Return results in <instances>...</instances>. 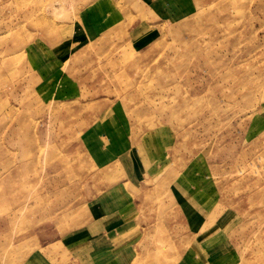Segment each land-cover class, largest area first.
<instances>
[{"label":"rangeland","instance_id":"obj_1","mask_svg":"<svg viewBox=\"0 0 264 264\" xmlns=\"http://www.w3.org/2000/svg\"><path fill=\"white\" fill-rule=\"evenodd\" d=\"M97 5L123 26L157 7L158 39L88 41ZM99 123L121 150L158 136L180 209L166 170L87 163L78 138ZM123 181L113 237L87 245L86 205ZM87 262L264 264V0H0V264Z\"/></svg>","mask_w":264,"mask_h":264},{"label":"crops","instance_id":"obj_2","mask_svg":"<svg viewBox=\"0 0 264 264\" xmlns=\"http://www.w3.org/2000/svg\"><path fill=\"white\" fill-rule=\"evenodd\" d=\"M178 11H180V13H178L177 18H180L190 13V8L186 5L180 7ZM140 13L141 18L135 23L132 22L130 25L123 26L122 15L117 14L115 9L106 10V7L103 5H97L85 9V14L82 19L85 29L83 37L90 41L91 39H94L96 35L100 34L102 35L100 37L106 39V36H103L104 33L110 30H116L117 33L121 34L124 46L133 52L141 51L149 47L158 39V25H155V20H160L159 15H164V13L157 7L154 9H151L150 7L142 8ZM147 23L154 24L150 26ZM121 28L124 30L121 31ZM141 31L143 32L142 34H140ZM69 52L70 51H68V54ZM71 56V60H73L76 58L77 53L72 52ZM68 60H70V58H68ZM110 121H112V119H110ZM121 121L122 123H125L124 120ZM99 125V127L96 126L94 129L91 128L87 132H82L78 138V143L87 163L95 170H103L118 165V169L121 173L124 171V168H126L127 171H132L134 173V171L138 170L136 166L146 163L151 167L147 169V173H150V178L160 175L163 170H166V174H164L165 179L171 177V179H169L171 190L169 192L170 194H168L169 203L171 204L170 206H173V209H180L179 194H177V191H175L174 188H180L181 184L178 180L183 173L175 174L173 171H170V168H175L179 159L172 158L171 160H168L166 158L168 161H164V156L162 157L159 154L164 152V150L161 145H158L160 144L157 142L158 136H153L149 140L148 144L152 148L151 152H142L138 148H132L130 145H123L125 147L121 150L117 147H120L123 142H120L119 140L114 141L115 145H112L111 139H109V137L106 136V133L102 131L101 123H99ZM143 156H146L147 158H144ZM137 157L141 158L142 163L139 162ZM122 177L124 178L123 175ZM124 184L127 183L124 181L123 183L115 182L112 184L113 186L111 187V190L107 189L108 192L101 191L99 194L100 196L96 197L92 203H89V205H86L84 211L86 222L83 224L79 223L81 225L79 227V232L83 238V242L87 243V245L89 242L94 243L95 241H104L107 236L113 237L112 232L117 228V225H114L116 219H118L116 218V211L119 209V206L116 203L117 196L114 194H116V191L120 190L119 187ZM113 225L114 227H112ZM84 249L87 250V252L91 250L89 247H84ZM94 250L95 249L92 248V252Z\"/></svg>","mask_w":264,"mask_h":264}]
</instances>
